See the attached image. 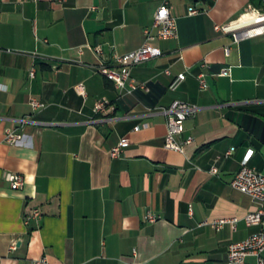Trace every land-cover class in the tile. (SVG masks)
Wrapping results in <instances>:
<instances>
[{"label": "crops", "instance_id": "crops-1", "mask_svg": "<svg viewBox=\"0 0 264 264\" xmlns=\"http://www.w3.org/2000/svg\"><path fill=\"white\" fill-rule=\"evenodd\" d=\"M164 1L178 38L149 42L161 55L131 68L148 90L124 94L100 60L142 46ZM262 1L0 0V264H226L229 245L258 232L244 220L257 205L231 182L243 165L264 174V36L235 43L216 26ZM224 67L231 77L217 76ZM178 100L196 107L176 137L183 152L164 146L163 110Z\"/></svg>", "mask_w": 264, "mask_h": 264}, {"label": "built area", "instance_id": "built-area-1", "mask_svg": "<svg viewBox=\"0 0 264 264\" xmlns=\"http://www.w3.org/2000/svg\"><path fill=\"white\" fill-rule=\"evenodd\" d=\"M170 10L171 8L166 1L157 8L151 27L144 31V44L142 46L123 55L115 56L114 66H108L103 60H100L99 72L113 82L115 88L120 92L130 95L140 89L144 91L148 90L144 84L137 83L131 77V68L161 55L159 49L149 45L150 41L178 38L177 21L171 15ZM188 11L189 15H196L200 12L193 6L189 7ZM216 29L222 33L230 34L235 43L264 36V0L260 8L250 6L240 17L225 25L216 26ZM226 51L228 53L229 49H226ZM95 53L101 55L102 50L96 48ZM217 76L231 77L232 68H222ZM204 77V74L198 76L199 86L202 90L208 87ZM184 80V73L176 75L169 85V90H177ZM80 86L81 85L77 86L76 89ZM31 104L35 109L42 106L41 103L36 100H32ZM105 106V102H98L94 109L95 113L103 110ZM195 111L196 107L179 100L173 102L168 109L163 110L167 117L168 128L164 144L166 148L183 152V145L176 141V137L183 133L185 121L191 117ZM3 139L6 143L17 146L22 143L24 135L20 130L7 129L4 132ZM191 142L192 139L188 138L184 144H189ZM128 144V139L120 140L118 144L112 148L111 157H121ZM230 155L231 151L225 154L226 157ZM3 177L13 190H21L24 186V178L20 174L5 172ZM231 187L249 195L257 205L256 210L247 214L244 220L249 226H258L259 230L244 241L229 245L226 264H241L249 256L255 258V264H264V174L243 165L232 180ZM39 218V211L33 210L30 215L26 216L25 224L29 225L31 221H37ZM146 218L149 222H155L158 219L157 216L151 213H148ZM236 221L237 219L235 218L220 219L214 221L212 224L215 228H220L226 223L230 222L234 224ZM43 262L44 260H39L33 264H42Z\"/></svg>", "mask_w": 264, "mask_h": 264}]
</instances>
